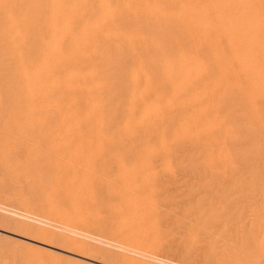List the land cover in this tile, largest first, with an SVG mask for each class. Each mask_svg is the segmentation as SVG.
<instances>
[{
  "label": "rangeland",
  "instance_id": "rangeland-1",
  "mask_svg": "<svg viewBox=\"0 0 264 264\" xmlns=\"http://www.w3.org/2000/svg\"><path fill=\"white\" fill-rule=\"evenodd\" d=\"M48 1L57 0H0V264H264V243H261L264 240L260 238L264 235V228L261 229L264 227V121L261 117L256 123L257 119L251 115L248 99L243 95L249 83L240 75L239 66L220 64V59L227 56L224 39L215 42V36L209 35V31H204L206 34L202 37L198 35L200 29L194 27L185 42V50L199 56L205 68H210L212 79L200 75L202 81H198L195 89L199 102L189 108L188 114L187 107L166 110L162 105L159 117L141 121L139 111L143 103L152 101L150 98L161 102L163 97L169 96L170 92L159 85L163 80L157 83L153 94L146 93L145 82L129 86V76L117 86L112 83L122 81L130 66H140L147 72V78H154L150 76L155 74V67L146 60L149 49L141 51L145 42H134L139 30L156 32L155 27L146 25L160 20L159 14L146 10L149 0H129L126 5L136 13L124 12L118 0H110L113 25L130 23L121 31L122 40L110 37L103 29L89 30V19L82 24L75 21L83 15L88 18L90 11H97L91 7V1L58 0L59 8L68 4L74 9L68 32L59 26L58 13L61 16L62 12L58 5L51 13L45 10ZM211 1L200 2L205 14L209 13L207 6ZM255 7L263 18L264 0L256 1ZM237 10L239 8L231 7L228 12ZM47 12L54 16L48 25L43 19ZM9 16L19 29L22 17L26 20L27 26L23 27L30 36L21 55L13 48L16 33L5 20ZM35 18L40 19L38 24ZM53 34L62 38L59 51L50 43ZM124 38L133 43L128 45ZM163 38L154 36L160 44L159 50L169 51L171 46L162 43ZM197 38L201 42H196ZM208 50L217 52L218 58H210ZM49 51L47 66L51 71H47L46 76L54 86L46 90L60 91L65 86L69 93L39 99L35 94L42 83L36 82L31 74L35 68L43 66L40 54ZM27 66L29 74L23 73V67ZM219 68L222 71H218ZM22 73L29 75V80L35 84L28 103L23 95L26 88L19 79ZM81 75L94 77L97 88L87 92L90 79ZM211 82L212 87H209ZM101 87L105 88L101 90ZM234 87L242 91L238 93ZM131 92L135 95L124 104L125 95ZM142 94H147V101L144 97L143 102H137ZM69 96L76 97L78 103L70 101ZM90 98L99 101V107L92 111L83 107ZM187 98L185 96V103ZM53 101L57 103L55 111L46 107L53 105ZM255 108L259 117H264V106L258 103ZM130 110L135 116L124 124ZM182 114L201 117L178 133L179 129L174 127ZM60 120L64 123L57 126ZM213 122L217 126H213ZM255 124L261 126V132ZM134 165L139 170H135ZM128 176L136 179L127 180ZM122 177L128 182L132 180L130 186L122 182ZM134 180L136 186L132 184ZM121 183L128 184V188ZM72 184L75 185L71 187ZM82 185L91 191L87 194L83 187L86 194L82 193ZM72 197L75 202L69 204ZM81 205L85 211L83 223L60 227L57 222L60 214V218L75 217L71 207L81 212ZM120 217L123 221L128 219L126 224L131 223L134 228L130 229L129 224L123 228L122 219L117 223ZM134 218L138 222L141 219L144 226L142 222L141 226L132 223ZM115 224H120L121 228ZM120 233L133 238L130 242L115 240L113 236ZM143 233L154 238L151 241L159 246L153 243V248ZM135 235L142 238L137 248L133 245Z\"/></svg>",
  "mask_w": 264,
  "mask_h": 264
},
{
  "label": "bare ground",
  "instance_id": "bare-ground-1",
  "mask_svg": "<svg viewBox=\"0 0 264 264\" xmlns=\"http://www.w3.org/2000/svg\"><path fill=\"white\" fill-rule=\"evenodd\" d=\"M41 1V0H40ZM85 1H91L90 4L92 5L91 7H95V9L97 8V11H90L88 15V18H86V15H83L81 16L80 18L78 17L75 21L77 23H85V21H87L88 19V22H87V25H89V30H93V31H96V30H100V29H103L104 31L106 30V33L107 35H109L111 37L112 36H115L116 38H119V39H123L121 35V31H124L123 29L125 28V25L126 27L127 26H130V23H126V24H123V25H120L119 22V25L120 26H114L113 25V18H114V13L109 10V3H110V0H85ZM129 0H118L117 1V4L119 5H122V10L125 12L126 10L131 12V13H134L135 11L130 9L129 6H127V2ZM201 1L203 0H149L147 1V4H146V10L149 11L151 13V11H153V15L154 14H159L158 17L160 16V20L159 21H156V22H152V23H147V27H149L150 25L152 27H155L154 29L156 30V32H154V34L156 36H163V42L162 43H165V44H170L171 48L170 50H166V51H160L159 50V43H157V41L154 40V34H152V32H145L143 30H139L136 34V37L134 39V42L136 43H142V42H145V43H142V44H145L143 46H141L142 48L141 51H146V49H149V52L147 53V56H146V60L147 62H149L151 64L152 67H155V74H153V76H150V77H154L152 79H149L147 78V72L145 70H143L142 67H127L126 70H125V73H124V76H123V79L122 81H116V83H112L113 86H117L119 85V83L123 82V80L126 79L127 76L128 79H130V82L128 81L127 84L129 86H136V85H142L144 82L146 83V85H144L145 89H146V93L149 94H153L155 91H156V88H158V84H159V81L161 82V80H163V83L159 84L163 87L164 90L170 92V94H168L169 96H165L163 97L162 101L159 102V101H156L154 100L153 98H150L152 99V101L150 100L149 103H143V109L142 111H139V113L141 112V114H139V117L141 118V121L142 120H145V119H154L156 117H159L160 116V113H161V108H162V105L164 106L163 108L164 109H168V110H171L172 108H185L187 107L186 109L189 112L190 109L193 108V106L196 104V102L198 101V95H196V87L198 86V81L201 80V77L200 75H202L203 77L205 76L206 78H209L210 75H209V72H211L209 69L210 68H205L204 64H203V61H201V59L199 58V56H197L196 53H193L192 51H186L185 50V42L188 41L189 37L192 35L191 34V31L193 30V28L195 27L196 29H200V33L198 35H202V37H204V35L206 33H204V31H209V35H212V36H215L213 38L215 42H219V39H224V43H225V48H224V51H227V56H225L224 58H221L220 59V64H222V66L224 67V65L226 64H229V63H233L238 65L239 68L241 69V73L240 75L242 77H244L246 79V81L249 83L247 86V91H245L246 94H243L244 97H247L248 99V103L251 107V115L253 116V118L257 119L255 122L258 123L260 119V121L262 120L263 118V121H264V117L263 116H260L259 117V111L257 108V105L258 103H261L263 106H264V24H261L260 22L264 21V17L262 18L261 15H259L256 11V1L258 2V0H213L209 3V5L207 6L208 9H209V13H204L202 11V7L203 5L200 3ZM210 1V0H209ZM209 1L206 0V3H208ZM61 2V1H60ZM236 2V3H235ZM32 3V1H31ZM51 3V5H50ZM203 3V2H202ZM45 4H47V7H45V10H49L50 13L51 11H54V8L58 7L59 8V1H48L47 3L45 2ZM63 4V3H62ZM1 5V3H0ZM15 5V4H14ZM34 5V4H32ZM67 6L65 5H62L61 8H59V11L61 10V16H60V13H58L59 15V20L61 21V24H59V26H62L63 30L65 32H68L71 28V20H70V17L71 14L74 13V9L66 4ZM30 6V5H29ZM36 8H40V7H37L38 5H35ZM10 7V6H9ZM33 7V6H32ZM231 7H235V8H239V10L237 11H233V12H228V9L231 8ZM88 8V6H87ZM121 8V7H120ZM127 8V9H126ZM29 9V8H28ZM1 10V9H0ZM3 10H5L3 8ZM2 11V10H1ZM48 11V12H49ZM126 11V12H127ZM205 11V10H204ZM6 12V11H5ZM30 12V11H29ZM47 12V13H48ZM128 12V13H129ZM260 12V11H259ZM136 13V12H135ZM140 13V12H139ZM8 15V14H7ZM90 15V16H89ZM6 16V14H5ZM28 16V15H27ZM132 16V15H131ZM147 16V15H146ZM21 17V16H20ZM86 18V19H85ZM214 18V19H212ZM32 19V18H31ZM47 24H51V21L54 19V16L52 14H49L44 16L43 18ZM4 20V19H3ZM5 20L9 22L8 26L11 30H13L16 34L15 36V40H14V45H13V48L16 49L19 53V55H21V52L23 51L24 49V46L26 44V41L29 40V31L25 30V26L26 25V20L22 17V20L19 22V26L22 27L21 29L19 28H16L14 27V24H13V19H11V17L9 16L8 17V20L6 19L5 17ZM20 20V19H19ZM58 20V19H57ZM156 20V19H155ZM212 20H214V22L212 23ZM31 21V20H30ZM34 21V20H32ZM151 21H153L151 19ZM35 23H39L40 22V19L39 18H35ZM42 22V21H41ZM74 22V21H73ZM2 23V22H1ZM16 23V22H15ZM28 23H29V19H28ZM32 23V22H31ZM45 22H43L44 24ZM6 24V23H5ZM57 24V23H56ZM4 25V24H3ZM27 26V25H26ZM50 26V25H49ZM52 26V25H51ZM44 27V26H43ZM36 28V27H35ZM48 28V27H47ZM50 28V27H49ZM48 28V29H49ZM145 28V27H142V29ZM115 29V30H113ZM154 30V31H155ZM117 31V32H115ZM202 31V32H201ZM51 32V31H50ZM53 32V30H52ZM6 33V32H5ZM54 33V32H53ZM4 35V34H2ZM7 36V35H5ZM220 36V37H219ZM1 37V36H0ZM11 37V36H10ZM63 37V36H61ZM222 37V38H221ZM12 38V37H11ZM50 38V37H49ZM162 38V37H161ZM201 38V37H199ZM2 39V37H1ZM5 39V38H4ZM44 39V38H43ZM103 39V38H102ZM198 39V38H197ZM195 39V41L197 40ZM11 40V39H10ZM9 40V41H10ZM208 40V38H207ZM43 41V40H42ZM125 43H126V39L124 38L123 40ZM131 41V40H130ZM128 42V45H131L132 43L131 42ZM201 40L198 39L196 42H198ZM36 42V41H35ZM61 42H62V38H58L57 35L53 34L51 35V41L50 43H53V45L55 46V51L56 50H60L59 48V45H61ZM78 41L76 40L75 41V44L77 43ZM93 42V41H92ZM192 42V41H191ZM190 42V43H191ZM196 42H194L196 44ZM131 43V44H130ZM12 44V43H11ZM42 44H44V41L42 42ZM113 44V43H112ZM200 44V43H199ZM207 44V43H206ZM87 45H90V43H87ZM201 45V44H200ZM211 45V44H210ZM224 45V44H223ZM44 46V45H43ZM73 46V45H72ZM115 46V45H114ZM206 46H209V44H207ZM212 46V45H211ZM49 47V46H48ZM203 47V46H202ZM31 48V47H30ZM201 48V46L199 47V49ZM209 48V47H208ZM213 49V47H211ZM221 48V47H220ZM193 49V48H192ZM198 49V50H199ZM245 49V50H244ZM93 50V49H92ZM95 50V49H94ZM113 50L115 51L116 49L113 48ZM57 51V52H58ZM210 51V58H218L216 56V53L211 50H208ZM219 51V49H218ZM61 52V51H60ZM214 52V53H213ZM14 53V52H12ZM50 51L49 52H43L40 54V59L42 60V65L40 68L38 66V69L35 68V70L32 72L31 75H33V78L36 80V82H41L42 85H41V88L38 89L36 91V96L39 98V99H45L47 97H50L52 96V94H55V95H59V94H64V95H67L69 93V90L68 88H66L65 86H63L61 88V90H57V91H54L52 90L53 88H51V90H46L48 87H53L54 86V82L50 81L49 77L46 76V72L47 71H51V68H49L47 66L48 64V61H47V57L49 55ZM222 53V52H221ZM224 53V52H223ZM229 53V54H228ZM53 54V53H52ZM135 56V55H134ZM133 56V57H134ZM219 56V55H218ZM221 56V54H220ZM51 57V56H50ZM70 57V56H69ZM58 58V56H57ZM83 58V57H82ZM261 58V59H260ZM15 59V57H14ZM86 59V58H85ZM260 59L261 62H258ZM12 60V59H11ZM16 60V59H15ZM50 60V59H49ZM63 60V59H62ZM216 60V59H215ZM214 60V61H215ZM18 61V60H17ZM16 61V62H17ZM84 61V60H83ZM218 61V60H217ZM72 63V62H71ZM95 63V62H94ZM213 63V62H212ZM40 64V63H39ZM85 64V63H84ZM216 65H218V63H215ZM214 64V65H215ZM224 64V65H223ZM26 65V64H25ZM55 65V64H54ZM93 65V64H92ZM122 65V64H121ZM20 66V65H19ZM67 66V65H65ZM61 67V66H60ZM76 67V66H75ZM218 67V66H216ZM232 67V66H231ZM19 68V67H18ZM21 68V67H20ZM27 74L28 73V70H29V66L27 67H23ZM226 68V66H225ZM224 68V69H225ZM238 68V70H239ZM32 69V68H31ZM145 69V68H144ZM220 70L218 71H222L221 68H219ZM229 69V67H228ZM233 69V68H232ZM15 70V69H14ZM21 70V69H20ZM231 70V69H230ZM237 70V71H238ZM17 71V70H16ZM15 71V72H16ZM236 71V73H237ZM20 72V71H19ZM240 72V71H239ZM21 73V72H20ZM20 74L19 75V79H21L20 81L22 82L24 88L25 89V95L24 97H26V102L27 101H30L32 99V94H33V91H32V88L33 86V83L31 82V80H29L28 76L29 75H25L23 76L24 74ZM230 74V72H228ZM232 73V72H231ZM19 74V73H18ZM218 75H220L218 73ZM216 75V76H218ZM235 75V74H234ZM81 76H84V77H87V80L90 79V85L87 86L86 88V91L87 92H92L94 89L97 88L98 86V82L94 79V77H90L88 78V76L86 75H81ZM30 77V76H29ZM82 78V77H81ZM227 78V77H226ZM225 78V79H226ZM230 78V77H229ZM237 78V77H236ZM63 79V78H62ZM66 79V78H65ZM203 79V78H202ZM210 79H212L210 77ZM219 79V78H217ZM33 80V79H32ZM209 80V79H208ZM222 80V79H221ZM227 80V79H226ZM239 80V79H238ZM202 81V80H201ZM210 81V80H209ZM224 81V80H222ZM221 81V82H222ZM229 81V80H228ZM245 81V80H244ZM204 82V81H203ZM226 82V81H225ZM230 82V81H229ZM235 82V81H234ZM233 82V84H234ZM158 83V84H157ZM220 83V82H219ZM227 83V82H226ZM232 83V82H231ZM238 83V82H237ZM201 84V83H200ZM223 84V83H222ZM220 84V87L221 85ZM155 85V86H154ZM210 85V84H209ZM227 85V84H226ZM229 85V84H228ZM223 86V85H222ZM229 86H233V85H229ZM239 87V85H237ZM40 87V86H39ZM79 87V86H78ZM201 87V86H200ZM209 87H212V82H211V85ZM216 87H217V90L219 88V85H218V82L216 83ZM224 87V86H223ZM227 87V86H226ZM242 87V86H241ZM105 87H101L100 89H104ZM240 88V87H239ZM83 89V88H82ZM98 89V90H100ZM107 89V88H106ZM128 89V88H127ZM162 89V90H163ZM231 89V88H229ZM234 89H237V92L240 93V89H238L237 87H234ZM97 90V91H98ZM158 90V89H157ZM213 90V89H212ZM211 90V92H212ZM17 92V91H16ZM105 92V91H103ZM201 92V91H200ZM206 92L207 89H206ZM215 92V91H214ZM49 93V94H48ZM209 93V92H208ZM221 93V92H219ZM19 94V93H18ZM147 94H142L140 98H137V102L139 101H144V97L147 96ZM135 93H127L125 95V98H124V101L123 103L125 104V102L132 96H134ZM208 95V94H207ZM217 95V94H216ZM185 96L188 97L187 98V101L185 103ZM208 97V96H206ZM18 99V98H17ZM135 99V98H134ZM146 99V97H145ZM161 99V98H160ZM244 99V98H242ZM69 100L70 101H75V103H78L77 101V98L73 97L72 96H69ZM68 100V101H69ZM202 100V99H200ZM212 100V99H211ZM147 101V99H146ZM203 101V100H202ZM215 101V100H214ZM136 102V101H135ZM199 102V101H198ZM28 103V102H27ZM74 103V102H73ZM82 103V102H81ZM80 103V104H81ZM83 104V103H82ZM212 104V103H211ZM75 105V104H74ZM200 105V104H199ZM256 105V106H255ZM27 106V105H26ZM132 106V105H131ZM229 106V105H228ZM42 107V105H41ZM48 108H50V110H56L57 108V103L55 101H53V105L51 104V106H46ZM71 107V106H70ZM82 107V106H81ZM84 109H96L99 107V101L96 100L95 98H90L88 102L84 103L83 105ZM230 107V106H229ZM233 107V106H232ZM73 108V107H72ZM141 108V107H140ZM190 108V109H189ZM263 108V107H262ZM43 109V108H41ZM46 109V108H45ZM71 109V108H70ZM75 109V108H74ZM32 110V109H31ZM138 110V109H137ZM214 110L216 111V109L214 108ZM212 110V111H214ZM250 110V109H249ZM260 110V109H259ZM34 111H36L34 109ZM59 111V110H58ZM92 111V110H91ZM173 111V110H172ZM192 111V110H191ZM29 112V111H28ZM160 112V113H159ZM168 112V111H167ZM218 112V111H217ZM230 112V111H229ZM261 112V111H260ZM15 113V112H14ZM18 113V112H17ZM15 113V114H17ZM92 114H94L93 112H91ZM193 113V111H192ZM215 113V112H214ZM239 113V112H238ZM21 114V112H20ZM30 114V113H29ZM38 114V113H36ZM90 114V113H89ZM129 114L130 116L127 118V120L125 121L124 124H127L130 120V118H133V116H135V112L134 111H129ZM168 114V113H167ZM188 114V113H187ZM204 114V113H203ZM242 114V113H241ZM19 115V114H18ZM165 115V114H164ZM183 115V114H182ZM180 115V121L177 125V127H174V129H179L178 130V133L179 132H182L185 130V126L188 125L190 122H193V121H196L198 122L197 120L199 119L200 120V117L201 116H197L198 119H196V116H192V115ZM236 115V114H235ZM90 116V115H89ZM25 117V115H24ZM42 117V116H41ZM154 117V118H153ZM195 117V118H194ZM204 117V116H203ZM206 117V115H205ZM262 117V118H261ZM1 118V117H0ZM27 118V117H26ZM23 119V117H22ZM37 119V118H36ZM160 119V118H159ZM163 119V118H162ZM205 119V118H204ZM5 120V119H4ZM10 120V119H9ZM40 120V119H39ZM42 120V119H41ZM53 120V119H52ZM164 120V119H163ZM206 120V119H205ZM219 120V119H218ZM249 120V119H247ZM31 121V120H29ZM260 122V123H263ZM34 122V121H33ZM178 122V121H177ZM220 122V120H219ZM64 122H62V120H60L57 124V126H60L62 125ZM211 123V122H210ZM214 123V122H213ZM218 123V122H217ZM221 123V122H220ZM219 123V124H220ZM236 123V122H235ZM11 124V123H10ZM90 124V123H89ZM205 124V123H204ZM218 124V125H219ZM222 124V123H221ZM46 125V124H45ZM56 125V124H55ZM135 125V124H134ZM206 125V124H205ZM216 124L214 123L213 126H215ZM8 126V125H7ZM21 126V125H20ZM36 126V125H35ZM38 126V125H37ZM194 126V125H193ZM217 126V125H216ZM221 126V125H219ZM224 126V125H223ZM255 126H258V132H261L262 129H261V126L260 125H256ZM95 127V126H94ZM33 128V127H32ZM77 128V127H76ZM6 129V128H5ZM72 129V128H71ZM168 129V128H167ZM184 129V130H183ZM228 129H229V126H228ZM94 130V129H93ZM204 130V129H203ZM5 131V130H4ZM3 131V132H4ZM77 131V130H76ZM95 131V130H94ZM189 131V130H188ZM226 131V130H225ZM229 131V130H227ZM226 131V133H227ZM12 132V131H11ZM177 132V131H176ZM204 132V131H203ZM209 132V131H208ZM215 132V131H214ZM232 132V131H231ZM10 133V132H8ZM6 133V134H8ZM37 133V132H35ZM57 133V132H56ZM76 133V132H75ZM175 133V131H174ZM185 133V132H184ZM183 133V134H184ZM224 133V132H223ZM5 134V136H7ZM99 134V133H97ZM96 132H95V135H97ZM182 134V133H181ZM196 134V133H195ZM11 135V134H10ZM129 135V134H128ZM185 135V134H184ZM198 135V134H197ZM231 135V134H230ZM1 136V135H0ZM15 136V135H14ZM94 136V135H93ZM83 137V136H82ZM85 137V136H84ZM161 137V136H159ZM196 137V136H195ZM1 138V137H0ZM13 138V137H12ZM80 138V137H79ZM133 138H135V136H133ZM189 138V137H188ZM3 139V138H2ZM7 139V138H6ZM10 139V137H9ZM19 139V138H18ZM137 139V137H136ZM142 140V139H141ZM160 140H163L160 138ZM5 141V140H4ZM10 141H13V140H10ZM26 141V140H25ZM7 142V140H6ZM9 142V141H8ZM1 143V142H0ZM15 143V142H14ZM162 143V142H160ZM183 143V142H182ZM3 144V143H2ZM7 144V143H6ZM18 144V143H16ZM205 144V143H204ZM182 145V144H181ZM11 148V145H7ZM215 146V144H214ZM138 147V146H137ZM144 147V146H143ZM165 148V147H164ZM202 148V147H201ZM14 149V148H13ZM24 150L26 151V149L24 148ZM146 150V149H145ZM143 150V152L145 151ZM156 150V149H155ZM22 151V150H21ZM150 151V150H149ZM207 151V150H206ZM152 152V150L150 151ZM165 152V151H163ZM24 153V152H23ZM167 153V152H166ZM211 156V155H210ZM228 156V155H227ZM213 158V157H212ZM61 159V157H60ZM64 160V158H62ZM93 160V159H92ZM213 160V159H212ZM66 161V160H65ZM68 161V160H67ZM69 162V161H68ZM72 163V162H70ZM135 164V163H134ZM6 165V164H5ZM75 165V164H74ZM77 165V164H76ZM143 165L146 166V163ZM143 165H140L143 167ZM133 166V165H132ZM136 166L138 167L139 165L136 164ZM134 165V169L137 170L138 168ZM79 167V165L77 166ZM133 169V170H134ZM85 170V169H84ZM139 170V169H138ZM127 175V174H126ZM39 176V175H38ZM43 176V174H42ZM127 177V176H125ZM129 177V176H128ZM38 178V177H37ZM87 178V177H86ZM123 178V177H122ZM135 177L134 176H130L127 180H130V179H134ZM126 178H123V181L122 182H128V181H125ZM136 179V178H135ZM9 181V180H8ZM132 181V180H131ZM128 182L129 186H130V182ZM34 182V181H33ZM59 182V181H58ZM135 180L132 182V184L135 185ZM75 183V182H74ZM56 184V183H55ZM123 184V183H121ZM128 184H126L128 186ZM132 184H131V189L133 190V187H132ZM75 184H72V186H74ZM85 185V184H83ZM81 187V189L84 187L86 188L85 186ZM125 185V184H123ZM124 186L126 188H128L127 186ZM138 185V184H137ZM63 186V185H62ZM136 186V185H135ZM135 186H134V189H135ZM11 187V186H10ZM54 188H57L56 185H53ZM87 187H89V185H87ZM60 188V187H58ZM64 188V187H63ZM62 189V188H60ZM130 189V191H131ZM65 190V189H64ZM84 193L85 189H82ZM88 190V191H87ZM89 188H86V192L87 194L89 193ZM136 190V189H135ZM91 191V190H90ZM64 192V191H63ZM74 192V191H73ZM85 192V194H86ZM133 193V192H132ZM131 193V194H132ZM4 194V193H3ZM66 194V193H65ZM64 194V195H65ZM73 194V193H72ZM129 194V195H131ZM127 196L128 198H130V196ZM66 198V197H65ZM68 198V197H67ZM124 198V197H123ZM127 198V199H128ZM91 201V200H90ZM20 202V201H19ZM74 198L72 197L71 200H70V203L69 204H72L74 203ZM80 202V201H79ZM21 203V202H20ZM47 203V202H46ZM83 203V202H82ZM81 203V204H82ZM84 203H87V202H84ZM25 204V203H24ZM83 205V204H82ZM82 205H81V208H82ZM87 204H84V207L86 206ZM76 206V205H75ZM46 207H49L48 205ZM55 207V206H54ZM53 207V208H54ZM83 207V208H84ZM51 208V207H50ZM73 209V213H74V216L75 217H71V218H60L61 217V214H60V217L58 218L57 222L60 224V227H67L69 226L70 224H74V222H77L79 223L80 225L83 223V213L85 211H83V208L80 212V210H78L77 208L75 209V207H71V210ZM80 208V207H79ZM88 207L86 206V210ZM222 208V207H221ZM50 210V209H49ZM48 210V211H49ZM54 210V209H53ZM52 210V212H53ZM56 210V209H55ZM54 210V211H55ZM62 210V209H61ZM60 211V210H59ZM232 211V210H231ZM62 212V211H61ZM67 212V211H66ZM120 212V211H119ZM55 213V212H54ZM82 213V214H81ZM53 215V214H52ZM57 215V214H55ZM63 215V214H62ZM120 215V214H119ZM66 216V215H65ZM77 216V217H76ZM81 217V219L79 217ZM121 216V215H120ZM22 217V216H21ZM57 217V216H56ZM228 217V216H226ZM125 217L123 216V219ZM24 219V218H23ZM29 219V218H28ZM79 219V220H78ZM121 217L118 219L119 221H117V223L121 221ZM122 219V224L121 226L124 228V227H127V223L126 222L128 221V219H126L127 221H123ZM135 219V218H134ZM131 220L132 223L135 222V224H139L141 226V222L142 220L139 219V221L141 222H138L137 218L135 220ZM263 219V218H261ZM247 221V219H246ZM125 222V223H124ZM123 223L124 225L126 224V226H123ZM263 223V221H262ZM5 225V224H4ZM115 225H118V224H115ZM120 225V224H119ZM118 225V228L120 229L121 226ZM138 225V226H139ZM129 228L130 227H133V224H129L128 225ZM142 226H144L143 222H142ZM254 226V225H253ZM50 227V226H49ZM255 227V226H254ZM118 228H115L118 230ZM132 228V229H133ZM252 228V227H251ZM264 228L263 226L261 227V229ZM56 229V228H55ZM126 229V228H125ZM131 229V228H130ZM129 229V230H130ZM143 228L141 227V230ZM259 231L261 230L260 229V226L258 227ZM122 230V229H121ZM124 230V229H123ZM122 230V231H123ZM128 230V229H127ZM145 231V228L143 229ZM142 230V232H143ZM252 230V229H251ZM250 230V231H251ZM263 231V229H262ZM118 232V231H117ZM120 232V231H119ZM131 232V231H130ZM132 233V232H131ZM139 233V232H138ZM146 233V231H145ZM145 233H143L145 237H147L145 235ZM251 233V232H250ZM259 233H262V232H259ZM264 233V231H263ZM125 234V233H124ZM142 234V233H141ZM140 234V235H141ZM137 235V234H136ZM135 235V244L133 243V245L136 247H139L140 246V242L142 241V238L141 237H136ZM134 236V235H133ZM264 236V235H262ZM260 237L262 238L261 240H264V237ZM113 238L115 240H119V241H128L130 242L132 240L133 237H131L130 235H122L121 233L118 234V235H114ZM150 238V237H149ZM149 238L147 237L148 241H150L152 243V247L154 248L153 246V243H155V245L157 244L156 241H151V239L153 240L154 238ZM145 239V240H147ZM91 240V239H90ZM155 240V239H154ZM72 241V240H71ZM147 241V242H148ZM146 242V243H147ZM249 242V241H248ZM247 242V243H248ZM264 243V241H261V243ZM150 243V244H151ZM72 244V242H71ZM145 244V243H144ZM149 244V242L147 243V245ZM142 245V244H141ZM146 245V247H147ZM159 246V243L157 244ZM247 245V244H246ZM264 244H262V247H263ZM143 246V245H142ZM157 246V247H158ZM238 246V245H237ZM259 246V245H257ZM71 247V245H70ZM83 247V246H82ZM136 247V248H137ZM150 246L148 245L147 248H149ZM151 247V248H152ZM261 246H259L258 248L260 249ZM261 247V248H262ZM86 248V247H85ZM230 248V247H229ZM239 248V247H238ZM245 248V246H244ZM72 249V248H71ZM242 250V249H241ZM258 250V249H257ZM80 251V250H79ZM259 251V250H258ZM85 253V252H84ZM247 253V252H246ZM132 254V253H131ZM84 257V256H83ZM126 259V258H125ZM125 259H123L125 261ZM128 261H125V262H128L129 263V259H126ZM163 261V260H162ZM123 262V261H122ZM132 262V261H131ZM134 263V262H133ZM131 264V263H130ZM135 264V263H134Z\"/></svg>",
  "mask_w": 264,
  "mask_h": 264
}]
</instances>
